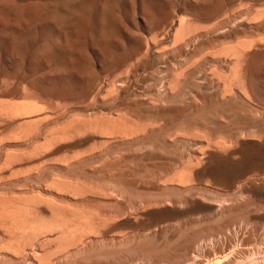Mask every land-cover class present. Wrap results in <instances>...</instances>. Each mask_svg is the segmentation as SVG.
Listing matches in <instances>:
<instances>
[{
    "label": "rangeland",
    "instance_id": "374dc122",
    "mask_svg": "<svg viewBox=\"0 0 264 264\" xmlns=\"http://www.w3.org/2000/svg\"><path fill=\"white\" fill-rule=\"evenodd\" d=\"M15 1H18V0H15ZM19 1L21 3H24V2L27 3L28 0H25V1L19 0ZM19 1H18V3H20ZM186 1H188V0H147L145 2L146 4L144 3L145 4L144 8L145 9L149 8V9H146V10L141 8L143 6L139 5L142 3L139 0H137V2L134 3V4H136L135 8H133L134 7L133 3H131V2L126 3V6L124 5L123 7L124 8L128 7V8L127 9L126 8L124 9L123 7L121 8L122 12L124 11V13L119 11V13L122 14V15L120 14L121 16L120 15L118 16L117 12H116L117 14H115L119 18L125 16L123 18H120V19L124 20V22L122 21L123 24L118 23V21L120 20L119 18H118V21L115 19V21L117 23H115L113 20L114 24L117 27H119L122 24L119 28H117L115 26L116 32L112 36L113 37L112 40L114 42L110 38V40L101 41L102 45L99 43L100 41H96V40L92 39L94 37V33H93L94 31L93 30L98 26L96 24L94 25V23H91V25L93 24L92 29H93V27H94V29L92 31H90V29H87V28L91 27V25L88 26L89 24L86 23L88 25H84V26H88V27H85L87 29V31H86V29H84V31L86 32L87 35L88 34L89 35L85 36L86 34L82 30L85 34L84 38L83 37H82L83 39L80 38V40H79L80 42L77 43V44H79L78 45L79 47H82V49H84V50L86 49V51H84L85 52L84 58L85 57L87 58V56H88L87 61H85L86 59H84L83 57L80 58V60L83 61V59H84V61L87 62V63H84L86 65L82 64V67H81L82 75H80V73H77V72L75 73V71H72V72L70 71L71 72L70 73L69 70L66 69L70 73L69 74L63 68H61L62 70L60 71L61 72V74H59L60 76L58 75V73H59L58 70H60V67L63 64H64L63 67L64 68L66 67L65 64L67 63V60L65 61L66 58H64V57H61V58H64V60L61 59L60 58V52L56 50V49L59 50V48H62L65 45H63L64 42H62V39L60 38L61 36L60 35L58 36L56 33H54V31L52 30L53 29L52 27L42 28V26H41V29L45 30L42 33V32H40L41 29L39 28L40 25L37 22L33 23L32 26L28 24V27L26 26L27 24L26 25L23 24L21 26L18 25L19 27H17V25H13V28H15V30L18 32L19 35H17V32L14 29L10 28V29H12L11 30L12 34L9 31V33H8L9 38H6V39H8L10 44L7 40H6V42H8V43H6L4 41L3 51L0 52V53H4V54H0V55H3V56H0V59H1L0 61L2 62V60H3L5 62H2V63L0 62V64H1L0 68L1 67L3 68V66L5 65L4 67L7 68V72H8V70H10L9 71L10 75H9V73H7L5 71L6 68L4 70L6 72V75H8V78H9V76H13V77L16 76L15 79H18V80L20 79V80L18 81V80H15L13 78L14 81H16V82L22 81V82H24L25 86H26L25 83L30 85V86H27L28 88H31V86L33 87V89L36 88L35 91L31 88L35 94L37 93V95H36L37 98H35V100L38 103L40 102L39 103L40 108H42L43 112L47 113L48 115L44 117L47 119V122L45 120L43 122V125H44V126L42 125L43 130L41 129L42 135L40 133L39 136H35V137L30 136V139L27 137L24 139L25 141L20 140L19 142H17V143L15 142L13 144L14 145L12 147L13 153H15V154L18 153L20 155V153H23V151H24V154H22V156H19L21 158L18 157L16 159V161L21 159V161L19 160L20 162L18 161V162H16L17 163L16 164L14 161V165L12 168L14 171L12 170L13 171L12 174H10L8 176L10 178L7 177L8 179L6 178L5 181L3 179H0L1 180L0 181V202L2 204L9 205V207L11 206L17 210H18V208L19 209L21 208L20 209L21 215L18 214V216L20 218L18 216H16V218H17L16 219L13 216L15 219L12 220V218H10V220H9L8 219L9 217H7V219L9 221H6L5 223H3V222H4V220H6V218L3 219V221L1 219L0 228L3 229L5 227L6 229L5 228L4 229L8 232L7 233L8 235L7 234L6 235L9 237L7 239H5V241L0 240V264H31V263L32 264H44V263L45 264H85V263L89 264L90 262H91L90 264H92L93 262H95V264H96L98 261H99L98 264H111L110 261H112L114 263L116 261L115 264H136L137 261H138L137 264H144L143 261L145 260L144 258H146V256H147L146 261L149 260V263L151 262L150 264H157L156 262L160 257H162L163 261H165V259L168 260L170 258L169 260L170 261L173 260L174 262H177L176 260H174V258L178 260V257H179V260L183 259L184 261H186L188 258L192 259L193 257H195V258H193L194 260L196 258H198L199 261H204V259H206L205 261H208V260H211L212 256H214V255H216V256H214L212 258V260L215 257H217L219 255V252H221L220 254H222V253L226 254V252L228 253V250H229V252L230 253L232 252V254L234 255L235 253H237V252H235V251H237L236 249L240 248V251L242 253H240L238 250L239 254L238 253L235 254L234 257L232 255L233 260H234V258H236L235 261L237 263H239V262H243V261L249 259L254 254H257V253L259 254V252L264 251L263 250L264 249V216H263L264 215V203H263L264 202V192H262L261 195H259L260 193L257 195L256 192L253 193V191L249 190V187L254 185V184H255V186L258 185V187L264 186V181H261L264 179L263 178V176H264L263 172L264 171L262 172L261 176H256V175L252 176L251 175L252 177H250L249 181L247 180L248 183L244 179L241 180L239 184H236L235 188L232 187L233 190L231 187L224 186L227 189L230 188L229 190H227L226 188L223 187V185L222 186L219 185L220 182L218 181L217 178H215L216 175H210L208 177V174H207L206 176H203V178L201 177V179H203V181H201V179L200 180L195 179L194 181H196L197 183H195L193 181V179H191V178H188V181L186 178V181H183V183L180 182V180H179V177H180L179 175H181L186 170L189 174L191 165H192L191 170L194 169V167H196L195 169H197V168L199 169V167L201 169H205V166L208 167L210 165L209 160L207 159V155H206V154H208L207 153L208 150H206L208 148V146L206 145L207 148L205 145L201 146L202 148L204 147L202 149L200 147V145H195L193 142H191L192 141L191 138H193V139L195 138L194 140L199 139L198 137H201L202 133L204 135L207 132L205 135L207 136V134H210V136H208V137L210 138V141L212 142V144L213 143L215 144L216 142L220 141V139H223L222 136H226L227 134H228V136H230L229 137V139H230L229 143L230 144L232 142H234V140L237 141L239 138L240 139L241 138L242 139H245V138L251 139L252 138L256 141L258 139V141L261 142V140L264 139V127H263L264 122H261L259 124L261 126L255 125V127H253L254 130L257 131V129H258L259 131L261 130L263 133V134H257V135L254 134L256 136L251 135L248 137H244L245 135L243 136L242 134H239L237 131H234L232 128L229 129L230 132L227 129L222 131V128H224L225 126L219 125L220 121L218 119H215V118H219V116L224 111H229L230 110L229 108L231 107V105L222 102L220 99H218V97H212V96L210 97L209 96L207 99H204L202 97H199V99L196 98L197 94L200 96V94H203L205 92V90L207 91L206 93H209L210 89H204L203 93H201L203 88H201L200 86H197L195 80L190 82L191 79H185L182 76L177 77V75H176V73L179 74L180 72H182V69H183V71H185L184 69H186L187 67H184V66H187V64L189 65L188 66L189 68H187V69H194L195 68V70H199V69L205 70L206 69V70L212 71L214 69L219 68V65H221L222 62L219 64L215 63V65H212V64H214L213 58L218 59L222 56L221 58L226 60V58H225L226 52L223 53V51H226L227 48H230L233 45H235V43L237 41H238L237 43H239L240 41L241 42L249 41V39L252 40V39L258 38L259 37L258 35H261V37H263L264 36V32H263L264 28H260L261 29V32H260V31H258L259 30L258 27H256L258 29H255V27H253V25H252V24H254L253 21H252L253 22L252 23V22L248 21L249 19L244 20L245 19L244 18L242 21H245V22L241 21L242 24L240 23V26H243V24H246V25H244L242 28L236 29V27L237 28L240 27L239 22H238L236 24L238 26L235 25V27L232 29V32H233V33L231 32L232 34L229 33V31H223L222 33L220 32V34L217 32L218 34H216V32H214V31L211 32V30L213 29L211 26V22H210V24L209 23L207 24V25H209V27L206 26V24H205L209 21L205 22L204 23L205 25L202 23V21H206L205 17L203 16V15H205L204 11L201 12L202 10L194 9L192 7L194 10L197 11V13H196L190 7V8H187L188 11L190 9L189 13H192V14L194 13L193 15L195 16V18L191 17V19L194 20V21L191 20V22H195L196 24L193 25V27H191L192 26L191 24H193V23L190 22L191 23L190 24V30H188V31H190V34L187 31L185 32V34L183 33L185 36L187 33V35H189L188 37H185V39H184V38H182L183 37L182 36L183 34H182L179 36V38H177L175 35H176V32L180 26L177 18H179L180 15H189L187 13V10H185L186 8H183L184 10H182V8H181V6L184 5L183 2H186ZM191 1H193V0H191ZM151 2L153 3V5L151 4ZM169 2H171L172 4H170ZM188 2H190V0ZM240 2L239 3L241 5L239 8L244 7L250 3L249 0H243ZM242 3H246V5L243 4V6H242ZM151 5L154 6V8L151 7ZM148 6H150V7H148ZM155 6H156V8H155ZM179 6H180V9H178ZM136 8H138V9L136 10ZM173 8L177 9L176 12H175V10H173ZM259 8H260V10L264 9L263 7H259ZM259 8H258V10H259ZM140 9H142V11L144 10L143 12H145V11L150 12L149 14L147 12H145L146 15H143L145 17L148 15L146 17V19H145V17L143 18V16H142L143 12L141 13ZM255 9L256 8H254L253 10H255ZM171 10L173 12H171ZM258 10H257V12L255 10L254 11L255 13H253V14L251 13L250 20L251 19L253 20L257 16H259V14L261 12H263V11H260V10L258 11ZM134 11L136 13H133ZM180 11H182V13ZM199 14L200 15L202 14L201 17L199 16ZM189 16H191V14ZM196 17H197V22L195 20ZM198 17H200V18H198ZM112 18L114 19L116 17H112ZM200 19H201V23H199ZM173 20L174 21L176 20V21L174 22ZM125 21L127 22V25L124 24ZM173 22L175 25L172 24ZM128 23H129V25H128ZM149 23H151L150 26H149ZM247 24H249L250 26ZM75 25L76 26L79 25L78 26L79 29L84 28V27L82 28L83 25H82L81 21H79V22L77 21V23ZM171 25L173 27L174 26H177V27L172 28ZM23 26H25L27 29ZM33 26H34L35 30H34ZM128 26L129 27L131 26V27L129 28ZM132 26H134V27H132ZM170 26L172 29L170 28ZM195 26H198V27H195ZM200 26H201V28H200ZM249 27L253 28V30H251V28H249ZM31 28L35 32L37 29L38 33L37 32L33 33V31H31ZM176 28H178V29H176ZM197 28H198L199 32L196 31ZM244 28H246V29H244ZM18 29L19 30L21 29L22 31H18ZM97 29H99V27ZM132 29L134 30V32ZM235 29L237 32L235 31ZM242 29H243V31H242ZM249 29H250V31H249ZM122 30H124V31H122ZM136 30H137V32H136ZM142 30H144V31H142ZM194 30L196 32L193 33L192 31H194ZM256 30L260 33H258ZM29 31H31L33 34L30 33ZM148 31L151 32L152 35H155L157 33L164 32V31H166V32L169 31V33H168L169 36H168V39H167V37L164 39H161V40L159 38V41L158 40L153 41V39L151 40V38H148L152 42L151 43L152 44L151 49H150V46L147 48V44H146V42L148 40L143 41V42H142V40L140 41L141 38L139 35L142 33L147 34ZM23 32H24V34L26 33L25 34L26 38H25V35L23 34ZM27 32H29L30 34ZM87 32H89V33H87ZM262 32H263V35H262ZM44 33L46 35H43ZM116 33H117V36H116ZM128 33H131V34H128ZM225 33L228 34V36L225 35ZM10 34L13 35V37H14V34H16L17 40H16L15 44H11V42L14 39L11 37ZM20 35H22L23 40L25 42L21 41L22 37H20ZM37 35H38L37 38H39V39H37V41H35ZM41 35H43V36H41ZM127 35H128V37H127ZM215 35H216V37H214ZM249 35H251V36H249ZM89 36L92 37L91 38L92 43L91 42L88 43L90 41ZM252 36H254V37H252ZM85 37L86 38L89 37L88 38L89 41L86 39L87 43H84ZM175 37L179 40H175ZM194 37H196V38H194ZM230 37H232V38H230ZM42 38L45 39V41ZM58 38H59V40H58ZM180 38L183 40H181ZM28 39H30V40H28ZM47 40H48V42H46ZM53 40L55 41V43L57 41L60 42V45L59 46H55V45L52 46L51 45L52 47L49 46L50 43L52 44L51 41H53ZM234 40H236V41H234ZM30 41H31V43H28L29 46L27 47L26 42H30ZM93 41H95V42H93ZM111 41H112V43H111ZM174 41H175V43H174ZM19 42H21V43H19ZM23 42H24V44H23ZM36 42H38V43H36ZM103 42L106 43V46H104L105 43L103 44ZM118 42H120V43H118ZM154 42H156V43H154ZM32 43H33V45H32ZM172 43H174V46ZM18 44H19V46H18ZM21 44H23V45H21ZM41 44L45 45V47H48V48L50 47L52 49L47 50L45 48H42V50H44V49L46 50V51L44 50V52H42ZM187 44H188V47H187ZM20 45L23 46V48L25 50L22 49V47L19 48ZM81 45H83V46H81ZM87 45H88V48H87ZM94 45H95V47H94ZM134 45H136V47ZM14 46L16 47L17 50L16 49L15 50L17 52L20 50V52H18V55H20V56H17V52L15 55V53H14L15 47ZM158 46H159V48H158ZM224 46L226 49L224 48ZM55 47H57V48L55 49ZM106 47H107V49H106ZM123 47L124 48L126 47V48L124 49ZM11 48H12V50H11ZM101 48H102V50H100ZM6 49H8V53H10V54L5 52ZM87 49H89L88 51L90 52V54L92 56H90L89 54H86V53H88ZM221 49L223 51H221ZM51 50H53V51H51ZM98 50H100V51H98ZM114 50H116V51H114ZM40 51H41V53H40ZM80 51H81V49H80ZM103 51L104 52L106 51V52L104 53ZM218 51L221 54L222 53L223 54L220 56V53ZM53 52H55V53H53ZM206 52H207V54H206ZM215 52H217V53H215ZM198 53H200V54H198ZM38 54L40 56H38ZM141 54H142V56H141ZM147 54H148V56H147ZM181 54H182V56H181ZM197 54L199 55V60H197L198 59ZM8 55L11 57V59L9 58ZM104 55H105V57H104ZM5 56H6V58H5ZM36 56H38V59L36 58ZM14 57L17 58V59L15 58V61H14ZM42 57L45 60L49 61V59H52L53 61L52 60H51V62L46 61L47 62L46 63L44 61V59L42 60ZM48 57H51V58H48ZM194 57H196L197 59ZM202 57L205 60L202 59ZM209 57H210V59H209ZM53 58H55V60ZM92 58L94 61L91 62ZM112 58L114 59L113 62L115 61L114 63L112 62ZM12 59H13V61H12ZM57 59H58V61H57ZM22 60H26V61H22ZM39 60H42V61H39ZM180 60H181V62H180ZM191 60H192V62H191ZM206 60L209 61V63ZM28 61L29 62L31 61V62L29 63ZM54 61H55V63H54ZM61 61H62V63H61ZM129 61H130V63H129ZM41 62L42 63L44 62V64H42ZM52 62L54 63L53 65H52ZM58 62H60V63H58ZM90 63H92V64H90ZM131 63L133 66L131 65ZM169 63H170V65H169ZM223 63H222V66L223 67L227 66V68L225 67V69L229 72V70H230L229 68L232 69V67L228 66V64H230V63L229 62H228V64L225 62H223ZM57 64H60V66ZM23 65H25V66H23ZM41 65H42V67H41ZM55 65H56V67H55ZM89 65H91V66L89 67ZM130 65L132 67H130ZM202 65H203V67H202ZM216 65H217V67H216ZM47 66H50V67H47ZM52 66L57 68V69H54V70L50 69ZM57 66H59V67H57ZM181 66L183 68H181ZM222 66H220V68H223ZM234 66H235V64L233 63V67ZM8 67H9V69H8ZM126 67H127V70H125ZM159 67H161V68L159 69ZM201 67H202V69H201ZM211 67L214 69H212ZM2 68L0 69V71H2L0 73H2L4 75ZM164 68L170 70L171 72H175V73H173L174 76L172 78L168 77L167 70H165ZM173 68H175V69H173ZM23 69H25V70H23ZM157 69H159V70L157 71ZM43 70H44V72H43ZM55 70L58 72L57 73L54 72ZM163 70H165L166 72L164 71L165 72L164 73ZM177 70L179 72H177ZM113 71H114V73H113ZM159 71L161 72L160 74H159ZM227 71H226V73H224V74H226L225 76H227L229 74V73H227ZM105 72H107V73H105ZM48 73L50 75H48ZM117 74H118V76H117ZM158 74L161 76L157 77ZM164 74L166 76H164ZM71 75H72V77H71ZM93 75H97L100 80L97 79L96 76H94V78H93ZM101 75H103V76H101ZM154 75L156 76L157 81H155L156 78ZM221 75H223V74H221ZM0 76H2V75L0 74ZM81 76H84V77H81ZM90 76H91V78H90ZM163 77H164V80H163ZM10 78H9V80H10ZM31 78H32V80H31ZM82 78H83V80H82ZM92 78L96 80L93 82V85H95L96 87L92 86V82H91ZM111 78H113V79H111ZM109 79L111 82L108 81ZM124 79H125V81H124ZM160 79H162V80H160ZM88 80L91 83H88L89 82ZM187 80H188V82H187ZM14 81H11V83ZM32 81H33V83H32ZM22 82H21V84L18 83V85H20L22 88H24L25 86L23 87ZM161 82H162V84H161ZM175 82H176V84L174 85ZM101 83H103V85H101ZM89 84H91V85H89ZM105 84H106V86H105ZM178 84L180 87L178 86ZM193 84H195V85H193ZM16 85H17V83H16ZM121 85H123V86H121ZM151 85H153V86H151ZM90 86L93 87V89L90 88ZM111 86H113V87H111ZM119 86H120V88H119ZM150 87L152 88V90L150 89ZM143 88L146 89V90H144V93L149 94L151 92L149 94L150 97H149V95L144 94L143 92L141 93ZM148 88H149V90H147ZM166 88L168 89V91ZM37 89H39L38 90L39 92L37 91ZM101 89H102V91H101ZM159 89H160V91H159ZM155 90L159 91L160 93L156 92ZM173 90H174V92H173ZM164 91H166V92L164 93ZM169 91H170V93H169ZM211 91L212 90H210V94L212 93ZM135 92L138 94L136 95ZM152 92L154 94H156L157 96H161L159 98H161V99L164 98V99L161 100L156 95H154V97L156 96L157 100L158 99L159 100L158 101H156V100L155 101H149L150 100L149 98L154 99ZM178 92H179V94H178ZM174 93H177V94H174ZM143 94H144V97L147 96V98L148 97L149 98L148 99L146 97L143 98L142 97ZM159 94H161V95H159ZM185 94L188 96H186ZM106 95H107V97H106ZM41 96H42L43 102H45L44 104H46V103L50 104V105L48 104L49 106L48 105L46 106L48 108V110L46 107L43 106L44 104H42V102H41L42 101L40 98ZM97 96H98V98H97ZM67 97H69V98H67ZM201 98H202V100H200ZM261 98H264V97H261ZM95 99L97 101H95ZM137 99H139V100H137ZM203 99H204V101H203ZM141 100L143 102H141ZM148 101L150 103H148ZM63 102H65V104ZM203 102H205V104ZM51 104L55 105L56 108L58 109L57 110L55 108V106L54 107L52 106V110H54L55 114L50 113V112H53L50 110ZM58 104H60V106ZM80 104H82V105H80ZM95 105H97V106H95ZM59 107H60V109H59ZM117 109H119V110H117ZM55 110H57V111H55ZM57 113H59V115H57ZM120 114L123 115L122 117H125V114H126V116H129L130 118H132V119H130V120H132L130 125H129V122H124V121H130V120H128L129 117L128 118L125 117V118H127V120L125 118H123L124 121H121L122 123L120 122L122 125L119 123V120H120L119 118H121ZM138 114H140V115H138ZM51 115H52V118L51 117L49 118V116H51ZM61 115H63V116H61ZM144 115H147L146 116L147 119H145L146 117ZM156 115L160 118L156 117ZM109 116L112 117V121H113V117L115 118L114 120H117L116 118H118L120 116L118 118L119 120L116 121L117 124L121 125V127L117 125L118 126L117 128L119 129L118 130L119 133L117 135H120V133L122 134L121 136H118L119 141H118V137L115 138V136H116L115 132H117V129L114 131L115 136L113 134V137H109L107 135H104V136L108 137V139L106 138L107 139L106 142L104 141L105 137H102L101 132H103L104 128L98 122L103 117H105L106 120L108 118V120L111 121L110 120L111 118ZM252 116H253L252 119H258V117H259V116H256V114L255 115L253 114ZM255 116L257 118H255ZM95 118H96V120H95ZM157 118L160 119L161 121L159 122ZM49 119H51V120H49ZM123 119H121V120H123ZM139 119H141V120H139ZM151 119H153V121H156V122H154L156 126L154 125V123L152 122ZM217 120H218V122H217ZM101 121H100V123L102 124ZM116 122H114V123H116ZM107 123H108V121H107ZM126 123L128 124V126L126 125ZM92 124H94V126H92ZM123 124H125V125H123ZM133 124H136L138 127L136 125H133ZM146 124H148L147 128H145L146 126H144ZM98 125H100V126L98 127ZM158 125H160V126H158ZM216 125H218V126H216ZM62 126H63V128H62ZM75 126H77V127H75ZM125 126H126V129L127 128L129 129L128 135H127L125 130H122L125 128ZM132 126H133V128H132ZM142 126L145 129H147V131L143 130L144 128ZM95 127H96V129H94ZM100 127H102L103 130H100L101 129ZM219 127L221 128L220 130H219ZM58 128H59V130H58ZM65 128H66V130H65ZM67 128H69V129H67ZM87 128H88V130H87ZM105 128H106V126H105ZM141 128H142V130L137 132V129H141ZM149 128L154 129V130H150ZM55 129L58 131V133L56 132ZM108 129L109 128L107 127V130ZM120 129H121V131H120ZM217 129H218V131H217ZM95 130H96V132H95ZM134 130L136 131V133H139V132H141V133H139V135L138 134L136 135V133H133V132H135ZM93 131H94V134L92 133ZM150 131H152V132L149 135H147ZM259 131H257V133H261V131L260 132ZM52 132L54 134H52ZM90 132L93 134V136H89L91 134ZM221 132H224V135H222ZM231 132H233L234 135ZM176 133H178L179 135H177ZM55 134H57L58 136ZM130 134H135L136 136L134 135L133 136L134 138H132L130 136L127 140V137H125V135L129 136ZM52 135L55 136L54 139H53ZM171 135H173L174 137L173 136L171 137ZM261 135H263V138H261ZM87 136H89V137H87ZM186 136H188L187 139H186ZM232 136H234V137H232ZM61 137H62V139H61ZM85 137L88 139L90 138V140L86 141L87 139ZM177 137H178V139L180 138V140H178ZM31 138H34V139H32V141H31ZM110 138H111V140H109ZM114 138L117 139V142H115L116 140H114ZM171 138L173 139V141L175 140L174 141L175 143L173 141H171L172 140ZM182 138H185L184 141ZM217 138H219V139L217 140ZM125 139H126V141H125ZM129 139H131L132 143ZM135 139L137 140V142ZM166 139L171 144L173 142V144L171 145L170 143H167ZM35 140H36V142H35ZM96 140L98 143L95 142ZM112 140H114V141H112ZM134 140H135V142H133ZM101 141H104V142H101ZM21 142H23V144ZM112 142H113V144H112ZM117 143L119 144V146L117 145ZM176 143H177V145H176ZM93 144H96L97 146L95 145V148H94ZM193 144H194V146H193L194 150L192 149ZM195 146H196V149H195ZM35 147H37L39 150ZM92 147H93V149H92ZM115 147H117V148H115ZM34 149L37 152H35ZM212 149L211 150L216 154L222 152L219 149H217V150H215L214 148H212ZM174 150H175V152H174ZM192 150H193V152H192ZM42 151H44L43 152L44 154L42 153ZM217 151H218V153H217ZM27 153H28V156H27ZM31 153H33V154H31ZM190 153H191V155H190ZM30 155H32L33 157H36V158H34V160H33V157ZM186 155H187V157H186ZM56 156H57V158H56ZM23 157H25V158H23ZM31 157H32V159H31ZM27 158H29L30 160L29 159L27 160ZM27 161H29V162H27ZM19 163H22V164H19ZM39 166H40V168H39ZM166 166H168V167H166ZM0 167H1V164H0ZM187 167H189V168H187ZM181 170H182V172H181ZM179 172H181V173L178 174ZM58 175H60V176H58ZM175 175L178 176V178L174 179L173 176L176 177ZM63 176H66V177H63ZM211 176H213V178L216 179L217 182H219V183H217L216 180H214ZM204 177H206V179H204ZM253 177H255L257 179H259L260 177H262V178H260L261 180L259 179L260 181L258 182V184H256L257 181L254 180L255 178H253ZM6 180H8V181H6ZM250 180H254V182L252 181L251 182L252 185L249 186V184H251ZM186 183L189 185H187ZM245 183H247L248 186H247V184L245 185ZM242 184H244L243 185L244 188H242L243 187ZM245 187H246V189H245ZM78 190H79V192H78ZM234 190H237V191H234ZM243 190L248 191V193L246 191H245L246 192L245 193ZM232 191L234 193H232ZM229 192H231V193H229ZM249 192H251V193H249ZM233 195H235V197ZM205 196L207 197V199L205 198ZM180 197H181V199L183 198L182 200H184V197H186L185 199L189 198L190 200L195 201L194 202L195 206L193 205L194 207H192L189 203L172 204L173 202H171V200L173 198H178V199H173V201H175V200H181ZM238 197H239V199H238ZM170 198H171V200H170L171 205H169V209L171 208V210L169 211V209L165 210V207L168 206L169 203L167 204V202H169ZM234 198H236V199H234ZM1 199H3V200H1ZM164 200H165V202H164ZM224 200H225V202H224ZM233 200H235V201H233ZM3 201H4V203H3ZM217 201H222L225 203L226 207H224L225 209L223 208L224 213H223V211H222L223 209H221V207L219 209V207H218L219 203H217ZM235 202H237V203H235ZM242 202H244V203H242ZM248 202L251 203V205ZM172 205H175V206H172ZM232 206L234 207V209ZM173 207H175V208H173ZM201 207H202V209H201ZM244 207H247V208H244ZM248 207H250V208H248ZM261 207H263V208H261ZM196 208H197V210H196ZM258 208H261V209H258ZM177 209H180V210H177ZM243 209H245V210H243ZM246 209H247V211L250 209V211H249L250 214L253 213V217L251 218V222L249 220L250 218L248 217V215L245 216L248 219H245V217H244V214L249 213L246 211ZM172 210L174 212L175 211H177V212L172 213L173 212ZM251 210H252V212H251ZM157 211H161L162 213L157 212ZM168 211L171 213H169ZM242 211H244V212H242ZM151 212H153V213H151ZM163 213H165V216ZM176 213H178V214H176ZM219 213H221V214L219 215ZM240 215L242 218L244 217V220L240 219L241 217L237 218V216L239 217ZM28 216H29V218H28ZM159 216H160V218H159ZM249 216L251 217L252 215H249ZM67 218H68V220H67ZM229 218L232 220L230 221ZM237 219L239 221H237ZM16 220H18V221H16ZM48 220H50V222ZM246 220L248 221L247 222L248 224L245 223ZM11 221H13V223ZM67 221H68V223H67ZM225 221L227 222V224ZM228 221H230V222L236 221L234 223H235V225H238V226L235 227L234 223L233 224L228 223ZM9 222H11V223H9ZM15 222H17V223H15ZM237 222H239L240 225ZM141 223H142V225H141ZM181 223H182V225H181ZM241 223H242V225H241ZM179 224H180V226H179ZM59 225H61V226H59ZM224 226H226V227H224ZM230 226L233 228H231ZM244 226H248V227H244ZM45 227H47V228H45ZM172 227H173V230L176 228L177 231L174 230V232H173ZM177 227H179V228L181 227L180 230ZM216 227H218V228H216ZM219 227H220V230H222L223 232L219 233V230H218ZM228 227H230L229 228L230 230L228 229ZM55 228H56V230H55ZM212 228H213L214 232L216 230H218V233L222 237L221 236L217 237V236H219L218 233H216V234H218V235H216V237L210 236L213 233L211 232L212 233L211 234V233H207V232H209V229H212ZM181 229H183V230H181ZM83 230H84V232H83ZM162 230L164 232H162ZM203 230H204V232L202 233ZM227 230H228V232H227ZM178 231L180 233H178ZM45 232H47V233H45ZM230 232H233V233H230ZM196 233H197L196 236H198L200 233L203 236L205 235V237L200 238V241H199V239L198 240L196 239L197 242L202 241L205 244L201 242L200 244L195 243V245L194 244L192 245V243H193L192 241H193ZM176 234H178V235H176ZM190 234H193L194 236L190 235ZM230 234H231V237H230ZM37 236H38V238H37ZM191 236L193 237L192 239H190ZM83 237H85V238H83ZM210 237H211V239L213 237V241H214V243L216 242L215 243L216 245L213 243V241H211ZM239 237H240V239H239ZM22 238H24V239H22ZM197 238H199V237H197ZM203 238H207V239L203 240ZM221 240H223L222 241L223 243L221 242ZM227 240H229V241H227ZM217 242H218V245H217ZM220 243L223 244V245L221 244L222 247L224 246L223 248L220 246ZM226 243H227V246L230 243L233 244L230 247L231 249L228 248L229 246L228 247L225 246ZM209 244L212 246H210ZM197 245H198V247L201 245L200 249L199 248L197 249ZM8 246H10V247H8ZM235 246H236V248H235ZM261 246H263V247H261ZM220 247L222 249H224L223 252H222V250L221 251L218 250V249H221ZM232 247L235 248V249H233L234 251H230V250H232ZM260 247H261V250L258 249ZM33 249H35V250H33ZM195 251H197V252H195ZM199 252H201V253H199ZM3 253H4V255H3ZM194 253L196 256L194 255ZM197 253L199 254V256L197 255ZM211 253L214 255H212ZM167 255H169V256H167ZM186 255H187V257L190 255V257L187 258ZM180 256L182 259L180 258ZM204 256L206 258H204ZM209 256H211V257H209ZM247 256H248V258H247ZM2 257H3V259L1 260ZM142 257L144 260L142 259ZM167 257H168V259H167ZM150 258H152L151 260L155 259L154 260L155 263H154V261H151ZM200 258L202 260H200ZM237 258L238 259L240 258L241 260L240 259L238 260ZM245 258H247V259H245ZM113 260H115V261H113ZM135 260H137V261H135ZM162 260H161L162 263H160V261H158L159 264H166L168 262V261L163 262ZM183 260H182V262H183ZM146 261H144V262H146ZM169 263H171V262H168V264ZM146 264H148V262Z\"/></svg>",
    "mask_w": 264,
    "mask_h": 264
},
{
    "label": "bare ground",
    "instance_id": "6f19581e",
    "mask_svg": "<svg viewBox=\"0 0 264 264\" xmlns=\"http://www.w3.org/2000/svg\"><path fill=\"white\" fill-rule=\"evenodd\" d=\"M19 1V0H18ZM18 1H15V0H0V52L1 51H3V46H4V41L6 42V40L8 41V39H6V38H9L8 37V33H9V31H10V33H11V30L12 29H14L15 30V28H13V25H17V27H19V26H21V25H23V24H27L26 26L28 27V24L29 25H33V23H35V22H37L40 26H39V28L41 29V26H42V28H44V27H52L53 29V31H54V33H56L58 36L60 35L61 37V39H62V42H64V44L63 45H65L64 47H62V48H59V50L58 49H56L57 47H55V49L57 50V51H59L60 52V58L61 57H64V58H66L65 59V61L67 60V63L65 64V68L63 67L64 66V64L60 67V70H58L59 71V73H58V75L59 74H61V68H63L64 70H66V69H68L69 70V72L71 71H75V73L77 72V73H80V75H82V73H81V67H82V64L83 65H86V64H84V63H87V62H85V61H87V59H88V56H87V58L85 57L84 58V54H85V52L84 51H86V49L84 50V49H82V47H79L78 45L79 44H77V43H79L80 41V38H84V35L86 34V32L84 31V29H86L85 27H88V26H90L91 25V23H94V25L96 24L98 27H99V29H97L98 27H96L95 29H94V27H93V29H92V26H93V24L91 25V27H89V28H87V29H90V31H94L93 33H94V37L92 38V37H90V41L88 40V38L89 37H85V41H86V39L89 41L88 43H92V39H94V40H96V41H100L99 43L101 44V41H104V40H110V38H111V40H112V36H113V34H115V32H116V29H115V24H114V22L115 23H117L116 21H115V19L118 21V18L119 17H117L115 14H117L118 16L121 14V13H119V11L120 12H122V7L125 5L126 6V3H135V2H137V0H28L27 1V3H21L20 1V3H18ZM23 1H25V0H23ZM140 2H142L141 4H139V5H141V6H143V7H141V8H143V9H145L144 8V6H145V2L147 1V0H139ZM189 1V0H188ZM188 1H186V2H183V6H181V8H182V10H184L183 8H186L185 10H187V13L190 15L191 14V16H189V15H180L179 16V18H177L178 19V22H179V24H180V26H179V29L178 28H176V29H178L177 30V32H176V37L177 38H179V36L180 35H182L183 33L185 34V32L187 31L189 34H190V31H188V30H190V24L191 23H193V24H191L192 26L191 27H193V25H195L196 23L195 22H191V17H194L195 18V16L192 14V13H189V11H190V9H189V11H188V9L187 8H194V9H198V10H202L201 12H203L204 11V13H205V15H203L204 17H205V19H206V21H202V23L204 24L205 22H207V21H209V22H207V23H205L206 24V26H208L209 27V25H207L208 23L210 24V22H211V26H212V30H211V32L212 31H214V32H216V34H220V32L222 33L223 31H229V33H231L232 32V29L235 27V25L239 22V26H240V23L242 24V22H245V21H242L244 18V20H248V21H250V22H254V24H252L253 25V27H255V29H258L259 28V30L258 31H260L261 32V29L260 28H264V9H262V10H260V8L259 7H263L264 8V0H249V4H247L246 5V3H242V6H243V4H245L246 6H244V7H241V8H239L240 7V1H243V0H193V1H191L190 0V2H188ZM172 2V1H171ZM171 2H169L170 4H172ZM240 2V3H239ZM145 3V4H144ZM178 3V2H177ZM132 4V5H133ZM144 4V5H143ZM151 4L153 5V3L151 2ZM182 4V3H181ZM151 5V7H153L154 8V6H152ZM169 5V4H168ZM128 6V5H127ZM130 6V5H129ZM134 7L133 8H135L136 7V4H134L133 5ZM166 6V5H165ZM171 6V5H170ZM178 6V5H177ZM180 6H179V8L178 9H180ZM148 7H150V6H148ZM259 8V10L260 11H263V12H261L260 14H259V16H257L256 18H254L253 20L251 19L250 20V16H251V13L253 14V13H255L254 11L256 10V12H257V10H258V8ZM124 8V7H123ZM126 8V7H125ZM124 8V9H125ZM128 8V7H127ZM126 8V9H127ZM131 8V7H130ZM155 8H156V6H155ZM192 8V9H193ZM254 8H256L255 10H253ZM138 8H136V10H137ZM146 9H149V8H146ZM145 9V10H146ZM193 9V10H194ZM135 10V9H134ZM135 10V11H136ZM141 10V13L144 11H142V9H140ZM162 10V9H161ZM160 10V11H161ZM173 10H175V12H176V10L177 9H175V8H173ZM258 10V11H259ZM130 11V10H129ZM133 12V13H136V12ZM179 11V10H178ZM177 11V12H178ZM196 13H197V11L196 10H194ZM193 11V12H194ZM253 11V12H252ZM117 12V13H116ZM126 12V11H125ZM145 12H147V11H145ZM145 12H143V14H142V16L143 15H146L145 14ZM171 12H173L172 10H171ZM181 13H182V11H180ZM122 13H124V11L122 12ZM129 13V12H128ZM148 14L150 13V12H147ZM180 13V14H181ZM184 13V12H183ZM195 13V14H196ZM203 13V14H204ZM126 14V13H125ZM175 14V13H174ZM186 14V13H185ZM115 15V16H114ZM122 15V14H121ZM120 15V16H121ZM127 15V14H126ZM202 15V14H201ZM201 15L199 14V16L201 17ZM141 16V17H142ZM148 16V15H147ZM146 16V17H147ZM177 16V15H176ZM112 17H116V18H112ZM123 17H125V16H123ZM123 17H120V18H123ZM132 17V16H131ZM145 16H143V18H144ZM146 17H145V19H146ZM200 17H198V18H200ZM119 18V19H120ZM127 18V17H126ZM138 18V17H137ZM176 18V17H175ZM125 19V18H124ZM113 20H114V22H113ZM135 20V19H134ZM166 20V19H165ZM196 22H197V17H196ZM77 21L79 22V21H81L82 22V28L83 29H79L78 28V26H76L75 24L77 23ZM121 21V22H120ZM124 22V20L123 19H120L119 21H118V23H122L123 24V22ZM150 21V20H149ZM167 21V20H166ZM174 21V20H173ZM176 21V20H175ZM174 21V22H175ZM192 21H194V20H192ZM200 21V22H199ZM198 22L199 23H201V19L199 20ZM242 21V22H241ZM132 22V21H131ZM153 22V21H152ZM174 22L172 23L173 25H175L174 24ZM191 22V23H190ZM247 22V21H246ZM252 22V23H253ZM36 23V24H37ZM84 23V24H83ZM86 23H88V24H86ZM139 23V22H138ZM146 23V22H145ZM166 23V22H165ZM35 24V25H36ZM37 24V25H38ZM121 24V25H122ZM125 25H127V22L125 21V23H124ZM133 24V23H132ZM137 24V23H136ZM204 24V25H205ZM250 24V23H249ZM249 24H247V25H249ZM19 25V26H18ZM34 25V26H35ZM84 25H88V26H84ZM120 25V26H121ZM128 25H129V23H128ZM151 25V23H149V26ZM164 25V24H163ZM178 25V24H177ZM244 25H246V24H243V26ZM12 26V27H11ZM34 26H33V28H34ZM119 26V27H120ZM137 26V25H136ZM148 26V27H149ZM172 26V25H171ZM171 26H170V28H171ZM236 26H238V25H236ZM243 26H240V27H236V29H239V28H242ZM250 26V25H249ZM23 27H25V26H23ZM37 27V26H36ZM81 27V26H80ZM117 27V26H116ZM119 27H117V28H119ZM127 27V26H126ZM129 27V26H128ZM131 27V26H130ZM129 27V28H130ZM132 27H134V26H132ZM174 27H177V26H174ZM173 26H172V28H174ZM195 27H198V26H195ZM207 27V28H208ZM256 27H258V28H256ZM10 28H12V29H10ZM26 28V27H25ZM124 28V27H123ZM151 28V27H150ZM171 28V29H172ZM200 28H201V26H200ZM249 28H251V27H249ZM24 29V28H23ZM27 29V28H26ZM30 29V28H29ZM87 29H86V31H87ZM127 29V28H126ZM194 29V28H193ZM236 29H235V31H236ZM244 29H246V28H244ZM254 29V30H255ZM34 30H35V28H34ZM50 30V29H49ZM85 32V34H84V32ZM121 30V29H120ZM119 30V31H120ZM133 30V29H132ZM141 30V29H140ZM145 30V29H144ZM144 30H142V31H144ZM200 30V29H199ZM203 30V29H202ZM241 30V29H240ZM248 30V29H247ZM251 30H253V28H251ZM16 31V30H15ZM18 31H22L21 29L19 30L18 29ZM27 31V30H26ZM31 31H33L32 30V28H31ZM31 31H29L30 33H32ZM45 30L43 29H41V31L40 32H44ZM122 31H124V30H122ZM150 31V30H149ZM147 32V34H145V33H142V34H139L140 35V41L142 40V42L143 41H147L146 42V44H147V48L150 46V49H151V40L153 39V41H159V38H160V40L161 39H164V38H166L167 37V39H168V33H169V31H164V32H160V33H157V34H155V35H152L151 34V32ZM196 31H198V28H197V30ZM195 30L194 31H192L193 33L194 32H196ZM205 31V30H204ZM234 31V30H233ZM242 31H243V29H242ZM249 31H250V29H249ZM257 31V30H256ZM257 31V32H258ZM14 32V31H13ZM17 32V31H16ZM15 32V33H16ZM29 32H27V33H29ZM36 32H37V29H36ZM35 31H33V33H36ZM127 32V31H126ZM133 32H134V30H133ZM136 32H137V30H136ZM159 32V31H158ZM199 32V31H198ZM218 32V33H217ZM237 32V31H236ZM240 32V31H239ZM238 32V33H239ZM253 32V31H252ZM260 32H258V33H260ZM264 32V31H263ZM263 32H262V35H263ZM29 33V34H30ZM32 33V34H33ZM38 33V32H37ZM41 33V34H42ZM47 33V32H46ZM52 33V32H51ZM53 33V34H54ZM87 33H89V32H87ZM125 33V32H124ZM132 33V32H131ZM131 33H128V34H131ZM233 33V32H232ZM231 33V34H232ZM12 34V33H11ZM10 34V35H11ZM21 34V33H20ZM23 34H24V32H23ZM26 34V33H25ZM24 34V35H25ZM40 34V33H39ZM171 34V33H170ZM182 35L181 37L182 38H184L185 39V37H188L189 35H187V33H186V36L185 35ZM200 34V33H199ZM230 34V35H231ZM250 34V33H249ZM17 35H19L18 34V32H17ZM36 35V34H35ZM43 35H46L45 33L43 34ZM43 35H41V36H43ZM48 35V34H47ZM89 35V34H88ZM87 34L85 35V36H88ZM91 35V34H90ZM225 35H227L228 36V34H226L225 33ZM224 35V36H225ZM229 35V36H230ZM238 35V34H237ZM246 35V34H245ZM253 35V34H252ZM256 35V34H255ZM254 35V36H255ZM7 36V37H6ZM54 36V35H53ZM116 36H117V33H116ZM212 36V35H211ZM218 36V35H217ZM223 36V37H224ZM226 36V37H227ZM249 36H251V35H249ZM248 36V37H249ZM254 36H252V37H254ZM259 37V39L258 38H256V39H252V40H250L249 39V41H243V42H239V43H235V45H233L232 47H230V48H225V46H224V48L226 49V51H223L222 49H221V51H223V53L224 52H226V60L225 59H222L221 57V55L223 54H221L219 51V53H220V58H213V62H214V64H212V65H215V63H217V64H219V63H223V62H225V63H227L228 64V62L232 65H230V64H228V66L229 67H232V69L231 68H229L230 70H229V72L225 69V67L227 68V66H225V67H223L222 66V63H221V65H219V68H217V69H214V68H212V69H214V70H212V71H209V70H206L205 68V70H203L202 69V67H203V65H202V67H201V69L202 70H195V68L194 69H187V68H189L188 66V64H187V66H184V67H187L186 69H184L185 71H183V69H182V72H180L179 74H177L176 73V75H177V77H184L185 79H191V81L190 82H192V81H194L195 80V82H196V85L197 86H200L201 88H203L202 89V91H201V93H203V91H204V89H210V90H212L211 92V94H210V90H209V93H206L207 91L205 90V92L203 93V94H200V96L197 94L196 95V98H198L199 99V97H202V98H204V99H207L209 96L211 97H218V99H220L222 102H224V103H227V104H229V105H231V107L229 108L230 110L229 111H224L220 116H219V118H215V119H218L220 122V124L219 125H224L225 127L224 128H222V131L223 130H229V129H233L234 131H237L239 134H242L244 137H248V136H251V135H254V134H263L262 133V131H261V133H257V131H259L258 129H257V131L256 130H254L253 129V127H255V125H259L261 122H264V98H261V97H264V36L263 37H261V35H258ZM11 37L14 39L12 42H11V44H15L16 43V40H17V38H16V34H14V37H13V35H11ZM20 37H22V35H20ZM31 37V36H30ZM38 37V35L36 36V40L35 41H37V39H39V38H37ZM49 37V36H48ZM127 37H128V35H127ZM135 37V36H134ZM175 37V40H179V39H177ZM192 37V36H191ZM210 37V36H209ZM214 37H216V35L214 36ZM247 37V36H246ZM257 37V36H256ZM25 38H26V35H25ZM24 38V39H25ZM53 38V37H52ZM55 38V37H54ZM82 38V39H83ZM92 38V39H91ZM119 38V37H118ZM148 38H151V40H149ZM171 38V37H170ZM194 38H196V37H194ZM213 38V37H212ZM229 38V37H228ZM230 38H232V37H230ZM241 38V37H240ZM251 38V37H250ZM31 39V38H30ZM30 39H28V40H30ZM41 39V38H40ZM43 39V38H42ZM47 39V38H46ZM116 39V38H115ZM166 39V40H167ZM181 39V38H180ZM187 39V38H186ZM189 39V38H188ZM218 39V38H217ZM220 39V38H219ZM227 39V38H226ZM246 39V38H245ZM44 41H45V39H43ZM58 40H59V38H58ZM117 40V39H116ZM115 40V41H116ZM120 40V39H119ZM181 40H183V39H181ZM180 40V41H181ZM213 40V39H212ZM222 40V39H221ZM225 40V39H224ZM248 40V39H247ZM21 41H24L23 40V37H22V40ZM34 41V42H35ZM39 41V40H38ZM50 41V40H49ZM84 41V43H87V41L85 42ZM113 41V40H112ZM112 41H111V43H112ZM197 41V40H196ZM200 41V40H199ZM226 41V40H225ZM234 41H236V40H234ZM9 42V41H8ZM8 42H6V43H8ZM18 42V41H17ZM25 42V41H24ZM24 42H23V44H24ZM33 42V43H34ZM41 42V41H40ZM46 42H48V40L46 41ZM52 42V44L50 43V45L49 46H53V45H55V46H59L60 45V42H56L55 43V41L53 40V41H51ZM93 42H95V41H93ZM114 42V41H113ZM198 42V41H197ZM227 42V41H226ZM225 42V43H226ZM231 42V41H230ZM19 43H21V42H19ZM27 44V47L29 46L28 45V43H31V41L30 42H26ZM33 43H32V45H33ZM36 43H38V42H36ZM70 43V44H69ZM98 43V44H99ZM105 42H103V44H104ZM118 43H120V42H118ZM124 43V42H123ZM130 43V42H129ZM154 43H156V42H154ZM164 43V42H163ZM174 43H175V41H174ZM174 43H172L173 44V46H174ZM200 43V42H199ZM232 43V42H231ZM9 44H10V42H9ZM23 44H21V45H23ZM49 44V43H48ZM58 44V45H57ZM83 44V43H82ZM96 44V43H95ZM117 44V43H116ZM144 44V43H143ZM20 45V47L19 48H21L22 47V49H24L23 48V46H21ZM84 45V44H83ZM83 45H81V46H83ZM97 45V44H96ZM102 45V44H101ZM125 45V44H124ZM131 45V44H130ZM157 45V44H156ZM228 45V44H227ZM231 45V44H230ZM18 46H19V44H18ZM41 50H42V48H45V49H52V48H48V47H45V45H42L41 44ZM44 46V47H43ZM51 46V47H52ZM98 46V45H97ZM96 46V47H97ZM104 46H106V43L104 44ZM118 46V45H117ZM123 46V45H122ZM135 47H136V45H134ZM176 46V45H175ZM8 47V46H7ZM10 47V46H9ZM15 47V46H14ZM13 47V48H14ZM37 47V46H36ZM94 47H95V45H94ZM144 47V46H143ZM161 47V46H160ZM177 47V46H176ZM187 47H188V44H187ZM196 47V46H195ZM223 47V46H222ZM87 48H88V45H87ZM92 48V47H91ZM124 48V47H123ZM126 48V47H125ZM124 48V49H125ZM158 48H159V46H158ZM162 48V47H161ZM171 48V47H170ZM186 48V47H185ZM5 49V48H4ZM16 49V47L14 48V50ZM44 49V50H45ZM80 49H81V51H80ZM99 49V48H98ZM106 49H107V47H106ZM113 49V48H112ZM119 49V48H118ZM131 49V48H130ZM143 49V48H142ZM169 49V48H168ZM200 49V48H199ZM219 49V48H218ZM224 49V50H225ZM11 50H12V48H11ZM17 50V49H16ZM15 50V55H16V51ZM25 50V49H24ZM34 50V49H33ZM32 50V51H33ZM44 50H42V52H44ZM54 50V49H53ZM53 50H51V51H53ZM55 50V51H56ZM89 49H87V51H88ZM100 50H102V48L100 49ZM100 50H98V51H100ZM148 50V49H147ZM193 50V49H192ZM23 51V50H22ZM28 51V50H27ZM46 51V50H45ZM56 51V52H57ZM114 51H116V50H114ZM134 51V50H133ZM160 51V50H159ZM165 51V50H164ZM216 51V50H215ZM6 53H8V49H6V51H5ZM18 52H20V50L18 51ZM18 52H17V56H20V55H18ZM39 52V51H38ZM37 52V53H38ZM48 52V51H47ZM104 52V51H103ZM106 52V51H105ZM104 52V53H105ZM26 53V52H25ZM34 53V52H33ZM40 53H41V51H40ZM39 53V54H40ZM49 53V52H48ZM47 53V54H48ZM53 53H55V52H53ZM58 53V52H57ZM103 53V54H104ZM111 53V52H110ZM152 53V52H151ZM154 53V52H153ZM196 53V52H195ZM215 53H217V52H215ZM0 54H4V53H0ZM8 54H10V53H8ZM23 54V53H22ZM38 54V56H40ZM44 54V53H43ZM86 54H89L90 56H92L91 54H90V52L88 51V53H86ZM112 54V53H111ZM119 54V53H118ZM184 54V53H183ZM198 54H200V53H198ZM197 54V55H198ZM202 54V53H201ZM206 54H207V52H206ZM6 55V54H5ZM14 55V54H13ZM14 55V56H15ZM42 55V54H41ZM50 55V54H49ZM56 55V54H55ZM59 55V54H58ZM101 55V54H100ZM109 55V54H108ZM187 55V54H186ZM195 55V54H194ZM193 55V56H194ZM0 56H3V55H0ZM9 56V55H8ZM38 56H36V58L38 59ZM89 56V57H90ZM107 56V55H106ZM110 56V55H109ZM112 56V55H111ZM141 56H142V54H141ZM147 56H148V54H147ZM161 56V55H160ZM181 56H182V54H181ZM13 57V56H12ZM22 57V56H21ZM31 57V56H30ZM45 57V56H44ZM84 58V59H86L85 61H84V59H83V61L82 60H80V58ZM104 57H105V55H104ZM128 57V56H127ZM186 57V56H185ZM4 58V57H3ZM5 58H6V56H5ZM9 58L11 59V57L9 56ZM15 58L16 57H14V61H15ZM35 58V59H36ZM41 58V57H40ZM48 58H51V57H48ZM57 58V57H56ZM64 58H61V59H63L64 60ZM144 58V57H143ZM194 58H196V57H194ZM208 58V57H207ZM224 58V57H223ZM9 59V60H10ZM17 59V58H16ZM23 59V58H22ZM36 59V60H37ZM44 58L42 57V60H43ZM47 59V58H46ZM54 60H55V58H53ZM106 59V58H105ZM171 59V58H170ZM197 59V58H196ZM202 59H204L203 57H202ZM209 59H210V57H209ZM212 59V58H211ZM1 60V59H0ZM35 60V61H36ZM42 60H39V61H42ZM51 60L52 59H49V61L48 60H45L44 59V61L46 62V61H48V62H51ZM107 60V59H106ZM113 58H112V62H113ZM124 60V59H123ZM197 60H199V55H198V59ZM196 60V61H197ZM205 60V59H204ZM7 61V60H6ZM12 61H13V59H12ZM20 61V60H19ZM22 61H26V60H22ZM53 61V60H52ZM57 61H58V59H57ZM60 61V60H59ZM64 61V62H65ZM92 61H94L93 60V58H92V60H91V62ZM195 61V60H194ZM207 61V60H206ZM211 61V60H210ZM1 62V61H0ZM2 62H5V61H3L2 60ZM1 62V63H2ZM9 62V61H8ZM29 62V61H28ZM31 62V61H30ZM29 62V63H30ZM37 62V61H36ZM96 62V61H95ZM100 62V61H99ZM109 62V61H108ZM107 62V63H108ZM115 62V61H114ZM113 62V63H114ZM126 62V61H125ZM180 62H181V60H180ZM191 62H192V60H191ZM208 63H209V61H207ZM206 62V63H207ZM21 63V62H20ZM23 63V62H22ZM25 63V62H24ZM42 63V62H41ZM47 63V62H46ZM54 63H55V61H54ZM53 62H52V65L54 64ZM58 63H60V62H58ZM61 63H62V61H61ZM94 63V62H93ZM129 63H130V61H129ZM165 63V62H164ZM163 63V64H164ZM172 63V62H171ZM204 63V62H203ZM205 63V64H206ZM233 63L235 64V66L233 67ZM4 64V63H3ZM12 64V63H11ZM38 64V63H37ZM42 64H44V62L42 63ZM90 64H92V63H90ZM100 64V63H99ZM122 64V63H121ZM176 64V63H175ZM179 64V63H178ZM185 64V63H184ZM202 64V63H201ZM224 64V63H223ZM7 65V64H6ZM39 65V64H38ZM46 65V64H45ZM57 65H59L60 66V64H57ZM103 65V64H102ZM112 65V64H111ZM119 65V64H118ZM129 65V64H128ZM131 65H132V63H131ZM130 65V67H132ZM169 65H170V63H169ZM172 65V64H171ZM182 65V64H181ZM0 66H1V64H0ZM5 66V65H4ZM3 66V72H4V75L2 74V73H0L2 76H0V164H1V167H0V179H3L4 181H5V179L10 175V174H12V172L14 171L12 168H13V165H14V161H15V163L16 162H18L19 160L21 161V159H19L18 161H16V159L19 157V156H22V154H24V151H23V153H20V155L17 153V154H15V153H13L12 152V147L14 146L13 144L16 142H19L20 140H24L25 138H29L30 139V136H33V137H35V136H39L40 135V133H41V131L43 130L42 129V127L44 126L43 125V122H44V120L47 122V119L46 118H44L45 116H47L48 114L47 113H45V112H43V110H42V108H40V106H39V103L35 100V98H37L36 97V95H37V93L35 94L34 92H33V90L35 91V89H33V87L31 86V88L33 89H31V88H28L27 86H30V85H28L27 83H25L26 84V86L24 85V82H22V81H20V82H16V81H14L13 80V78L15 79V77L16 76H9V78H10V80L11 81H14V82H12L11 83V81L9 80V78H8V75H6V72H7V68L6 67H4ZM9 66V65H8ZM15 66V65H14ZM23 66H25V65H23ZM59 66H57V67H59ZM91 65H89V67H90ZM109 66V65H108ZM107 66V67H108ZM165 66V65H164ZM220 66H222L223 68H220ZM41 67H42V65H41ZM45 67V66H44ZM47 67H50V66H47ZM55 67H56V65H55ZM55 67H51L50 69H52V70H54V69H57V68H55ZM93 67V66H92ZM112 67V66H111ZM215 67V66H214ZM216 67H217V65H216ZM0 68V69H1ZM5 68H6V70H5ZM32 68V67H31ZM36 68V67H35ZM134 68V67H133ZM161 67H159V69H160ZM168 68V67H167ZM181 68H183L182 66H181ZM210 68V69H211ZM8 69H9V67H8ZM19 69V68H18ZM21 69V68H20ZM46 69V68H45ZM48 69V68H47ZM87 69V68H86ZM92 69V68H91ZM159 69H157V71L159 70ZM165 69V68H164ZM169 69V68H168ZM168 69H165V70H167V73H168V77H173L174 75H173V73H175V72H171L170 70H168ZM173 69H175V68H173ZM6 72H5V71ZM23 70H25V69H23ZM35 70V69H34ZM89 70V69H88ZM125 70H127V67H126V69ZM165 70H163V72L165 71ZM9 71L10 70H8V72L7 73H9ZM16 71V70H15ZM18 71V70H17ZM29 71V70H28ZM58 71H54V72H58ZM84 71V70H83ZM173 71V70H172ZM226 71H227V73H229L227 76H225L226 74H224V73H226ZM0 72H2V71H0ZM43 72H44V70H43ZM63 72V71H62ZM65 72V71H64ZM66 72H68L67 70H66ZM65 72V73H66ZM68 72V73H69ZM70 72V73H71ZM118 72V71H117ZM166 72V71H165ZM164 72V73H165ZM177 72H179L178 70H177ZM67 73V74H68ZM69 73V74H70ZM84 73V72H83ZM87 73V72H86ZM101 73V72H100ZM105 73H107V72H105ZM113 73H114V71H113ZM158 73V72H157ZM156 73V74H157ZM161 72L159 71V74H160ZM47 74V73H46ZM95 74V73H94ZM111 74V73H110ZM122 74V73H121ZM124 74V73H123ZM157 75V77L158 76H161V75ZM221 74H223V75H221ZM9 75H10V73H9ZM48 75H50L49 73H48ZM52 75V74H51ZM79 75V74H78ZM100 75V74H99ZM113 75V74H112ZM120 75V74H119ZM163 75V74H162ZM22 76V75H21ZM28 76V75H27ZM35 76V75H34ZM60 76V75H59ZM64 76V75H63ZM69 76V75H68ZM94 76H96L97 77V79H99L98 78V76L97 75H93V78H94ZM101 76H103V75H101ZM117 76H118V74H117ZM155 76V75H154ZM164 76H166L165 74H164ZM32 77V76H31ZM48 77V76H47ZM52 77V76H51ZM71 77H72V75H71ZM81 77H84V76H81ZM111 77V76H110ZM114 77V76H113ZM22 78V77H21ZM35 78V77H34ZM37 78V77H36ZM53 78V77H52ZM88 78V77H87ZM90 78H91V76H90ZM91 79V82H92V86H95V85H93V82L94 81H96L95 79ZM115 78V77H114ZM155 78H156V76H155ZM27 79V78H26ZM29 79V78H28ZM66 79V78H65ZM64 79V80H65ZM68 79V78H67ZM89 79V78H88ZM111 79H113V78H111ZM117 79V78H116ZM122 79V78H121ZM166 79V78H165ZM169 79V78H168ZM176 79V78H175ZM15 80H18V79H15ZM20 80V79H19ZM18 80V81H19ZM23 80V79H22ZM30 80V79H29ZM31 80H32V78H31ZM50 80V79H49ZM69 80V79H68ZM82 80H83V78H82ZM100 80V79H99ZM115 80V79H114ZM154 80V79H153ZM160 80H162V79H160ZM163 80H164V77H163ZM167 80V79H166ZM171 80V79H170ZM180 80V79H179ZM58 81V80H57ZM61 81V80H60ZM89 81V80H88ZM102 81V80H101ZM108 81H110V79L108 80ZM113 81V80H112ZM116 81V80H115ZM121 81V80H120ZM124 81H125V79H124ZM155 81H157V78H156V80ZM183 81V80H182ZM186 81V80H185ZM21 82L23 83V87L24 88H22L20 85H18V83H20L21 84ZM90 81L88 82V83H91ZM111 82V81H110ZM123 82V81H122ZM165 82V81H164ZM163 82V83H164ZM177 82V81H176ZM176 82L174 83V85L176 84ZM187 82H188V80H187ZM189 82V83H190ZM16 83H17V85H16ZM29 83V82H28ZM32 83H33V81H32ZM70 83V82H69ZM84 83V82H83ZM113 83V82H112ZM155 83V82H154ZM157 83V82H156ZM15 84V85H14ZM54 84V83H53ZM99 84V83H98ZM114 84V83H113ZM125 84V83H124ZM161 84H162V82H161ZM165 84V83H164ZM182 84V83H181ZM33 85V84H32ZM51 85V84H50ZM58 85V84H57ZM89 85H91V84H89ZM101 85H103V83H101ZM169 85V84H168ZM167 85V86H168ZM171 85V84H170ZM185 85V84H184ZM193 85H195V84H193ZM192 85V86H193ZM34 86V85H33ZM105 86H106V84H105ZM121 86H123V85H121ZM151 86H153V85H151ZM178 86H179V84H178ZM190 86V85H189ZM35 87V86H34ZM46 87V86H45ZM64 87V86H63ZM96 87V86H95ZM94 87V88H95ZM111 87H113V86H111ZM110 87V88H111ZM125 87V86H124ZM148 87V86H147ZM163 87V86H162ZM166 87V86H165ZM164 87V88H165ZM175 87V86H174ZM180 87V86H179ZM88 88V87H87ZM90 88H92L93 89V87H91L90 86ZM105 88V87H104ZM119 88H120V86H119ZM154 88V87H153ZM178 88V87H177ZM183 88V87H182ZM86 89V88H85ZM124 89V88H123ZM150 89L152 90V88L150 87ZM155 89V88H154ZM153 89V90H154ZM167 89V88H166ZM39 89H37V91H38ZM44 90V89H43ZM42 90V91H43ZM144 90H146V89H142V91H141V93L143 92L144 93ZM147 90H149V88L147 89ZM150 90V91H151ZM175 90V89H174ZM174 90H173V92H174ZM101 91H102V89H101ZM138 91V90H137ZM156 91V90H155ZM154 91V92H155ZM159 91H160V89H159ZM159 91H156V92H159ZM167 91H168V89H167ZM194 91V90H193ZM192 91V92H193ZM39 92V91H38ZM111 92V91H110ZM139 92V91H138ZM147 92V91H146ZM155 92V93H156ZM166 91H164V93H165ZM180 92V91H179ZM179 92H178V94H179ZM191 92V91H190ZM109 93V92H108ZM113 93V92H112ZM136 93V92H135ZM151 93V92H150ZM149 93V94H150ZM153 93V92H152ZM160 93V92H159ZM169 93H170V91H169ZM181 93V92H180ZM75 94V93H74ZM85 94V93H84ZM96 94V93H95ZM102 94V93H101ZM138 93H136V95H137ZM144 94H147V93H144ZM144 94L142 95V97L143 98H147V96H145L144 97ZM149 94H147V95H149ZM174 94H177V93H174ZM44 95V94H43ZM51 95V94H50ZM54 95V94H53ZM76 95V94H75ZM108 95V94H107ZM107 95H106V97H107ZM154 95H156V94H154L153 93V98L154 99H152V98H149L150 97V95H149V101H158L159 99H161V98H159V97H161V96H157L159 99L157 100V97L155 96L154 97ZM159 95H161V94H159ZM167 95V94H166ZM165 95V96H166ZM186 95V94H185ZM84 96V95H83ZM179 96V95H178ZM186 96H188V95H186ZM198 96V97H197ZM101 97V96H100ZM141 97V98H142ZM167 97V96H166ZM170 97V96H169ZM180 97V96H179ZM41 98V100H42V96L40 97ZM67 98H69V97H67ZM97 98H98V96H97ZM147 98V99H148ZM186 98V97H185ZM202 98L200 99V100H202ZM49 99V98H48ZM92 99V98H91ZM146 99V100H147ZM164 99V98H163ZM163 99H161V100H163ZM166 99V98H165ZM187 99V98H186ZM204 99H203V101H204ZM213 99V98H212ZM217 99V98H216ZM40 100V99H39ZM94 100V99H93ZM137 100H139V99H137ZM143 100V99H142ZM141 100V102H143ZM145 100V101H146ZM197 100V99H196ZM195 100V101H196ZM45 101V100H44ZM95 101H97L96 99H95ZM148 101V103H150ZM42 102V104H44L45 102H43V100L41 101ZM188 102V101H187ZM190 102V101H189ZM197 102V101H196ZM201 102V101H200ZM51 103V102H50ZM53 103V102H52ZM55 103V102H54ZM64 104H65V102H63ZM76 103V102H75ZM86 103V102H85ZM88 103V102H87ZM155 103V102H154ZM204 104H205V102H203ZM41 104V105H42ZM49 104V103H48ZM47 103L46 104H44L43 106L44 107H46L47 105H48ZM157 104V103H156ZM161 104V103H160ZM50 105V104H49ZM48 105V106H49ZM59 106H60V104H58ZM80 105H82V104H80ZM90 105V104H89ZM140 105V104H139ZM194 105V104H193ZM52 106L54 107L55 105H52L51 104V107H50V110L51 111H53V112H50V113H53V114H55L54 113V110H52ZM62 106V105H61ZM74 106V105H73ZM95 106H97V105H95ZM114 106V105H113ZM153 106V105H152ZM155 106V105H154ZM92 107V106H91ZM47 108V107H46ZM55 108H56V106H55ZM54 108V109H55ZM85 108V107H84ZM126 108V107H125ZM158 108V107H157ZM156 108V109H157ZM160 108V107H159ZM57 109V108H56ZM59 109H60V107H59ZM62 109V108H61ZM91 109V108H90ZM149 109V108H148ZM47 110H48V108H47ZM49 110V111H50ZM58 110V109H57ZM57 110H55V111H57ZM74 110V109H73ZM115 110V109H114ZM117 110H119V109H117ZM160 110V109H159ZM60 111V110H59ZM63 111V110H62ZM103 111V110H102ZM153 111V110H152ZM158 111V110H157ZM221 111V110H220ZM219 111V112H220ZM69 112V111H68ZM74 112V111H73ZM77 112V111H76ZM75 112V113H76ZM89 112V111H88ZM101 112V111H100ZM99 112V113H100ZM154 112V111H153ZM80 113V112H79ZM160 113V112H159ZM101 114V113H100ZM255 115L256 114V116H259L258 117V119H252V115ZM57 115H59V113H57ZM121 115V114H120ZM138 115H140V114H138ZM143 115V114H142ZM159 115V114H158ZM219 115V114H218ZM61 116H63V115H61ZM65 116V115H64ZM123 115H121V118H116L117 120H119V123L121 122V121H124V119L123 118H125V117H129V116H126V114H125V117H122ZM145 117L147 116V115H144ZM255 116V118H257ZM52 118V115L51 116H49V118ZM69 117V116H68ZM110 117V116H109ZM144 117V118H145ZM151 117V116H150ZM156 117H158L157 115H156ZM56 118V117H55ZM86 118V117H85ZM102 118V117H101ZM111 118V119H110ZM109 119L112 121V117H110ZM127 118H125L126 120H127ZM136 118V117H135ZM140 118V117H139ZM143 118V119H144ZM158 118H160V117H158ZM157 118V119H158ZM98 119V118H97ZM115 118L113 117V121L114 122H116L117 120H114ZM121 119H123V120H121ZM130 119H132V118H130L129 117V119L128 120H130ZM145 119H147V117L145 118ZM214 119V118H213ZM49 120H51V119H49ZM91 120V119H90ZM95 120H96V118H95ZM102 120V121H101ZM135 120V119H134ZM139 120H141V119H139ZM152 120V122L154 123V122H156V121H153V119H151ZM218 120H217V122H218ZM77 121V120H76ZM98 121V120H97ZM100 121L102 122V124L100 123ZM107 121H108V123H107ZM111 121H109L108 120V118H107V120L105 119V117H103L102 119H100L99 120V124L101 125V126H103V128H104V130L102 129V127H100L101 129L100 130H103V132H101L102 133V137H105L104 139V141L106 142L107 141V139H108V137H106V136H104V135H107V136H109V137H113V134H114V136H115V133H116V136H115V138L116 137H118V136H121L122 134L120 133V135H117L118 133H119V129L117 128L118 126H120L121 127V125H119V124H117V122L116 123H114L113 121L111 122ZM131 121L132 120H130V121H124V122H129V125H130V123H131ZM158 121L160 122L161 120L160 119H158ZM86 122V121H85ZM123 122V123H124ZM143 122V121H142ZM151 122V123H152ZM168 122V121H167ZM216 122V121H215ZM147 123V122H146ZM152 123V124H153ZM68 124V123H67ZM104 124V125H103ZM187 124V123H186ZM217 124V123H216ZM43 125V126H42ZM69 125V124H68ZM100 125H98V127L100 126ZM118 125V126H117ZM123 125H125V124H123ZM126 125L128 126V124L126 123ZM133 125H136V124H133ZM147 125L148 124H146V125H144V126H146L145 128H147ZM154 125H155V123H154ZM153 125V126H154ZM161 125V124H160ZM160 125H158V126H160ZM172 125V124H171ZM178 125V124H177ZM74 126V125H73ZM92 126H94V124H92ZM105 126H106V128H105ZM137 126V125H136ZM156 126V125H155ZM154 126V127H155ZM203 126V125H202ZM206 126V125H205ZM216 126H218V125H216ZM259 126H261V125H259ZM263 126V125H262ZM69 127V126H68ZM75 127H77V126H75ZM107 127L109 128L108 130H107ZM119 127V128H120ZM138 127V126H137ZM140 127V126H139ZM143 127V126H142ZM197 127V126H196ZM195 127V128H196ZM264 127V126H263ZM62 128H63V126H62ZM123 128V127H122ZM132 128H133V126H132ZM131 128V129H132ZM144 128V127H143ZM143 129V130H146L147 131V129ZM153 128V127H152ZM188 128V127H187ZM42 129V130H41ZM67 129H69V128H67ZM84 129V128H83ZM94 129H96V127L94 128ZM117 129V132H115L114 133V131ZM128 129V128H127ZM126 129V126H125V128L124 129H122V130H125L126 131V133H127V135H128V131H129V129L127 130ZM150 129V128H149ZM160 129V128H159ZM174 129V128H173ZM202 129V128H201ZM207 129V128H206ZM221 128L219 127V130H220ZM253 129V130H252ZM53 130V129H52ZM56 130V129H55ZM58 130H59V128H58ZM65 130H66V128H65ZM87 130H88V128H87ZM93 130V129H92ZM107 130V131H106ZM111 130V131H110ZM140 130H142V128L141 129H137V132L138 131H140ZM150 130H154V129H150ZM169 130V129H168ZM172 130V129H171ZM181 130V129H180ZM77 131V130H76ZM120 131H121V129H120ZM135 131V130H134ZM149 131V130H148ZM159 131V130H158ZM217 131H218V129H217ZM259 131V132H260ZM55 132V131H54ZM56 132L58 133V131L56 130ZM61 132V131H60ZM70 132V131H69ZM95 132H96V130H95ZM152 131H150L147 135H149L150 133H151ZM160 132V131H159ZM189 132V131H188ZM229 132H230V130H229ZM236 132V133H237ZM91 133V132H90ZM93 134H94V131L92 132ZM90 134L89 136H93V134ZM133 133H136V131L135 132H133ZM139 133H141V132H139ZM139 133H136V135L138 134L139 135ZM207 133V132H206ZM205 133V134H206ZM233 135H234V133L233 132H231ZM52 134H54L53 132H52ZM177 135H179L178 133H176ZM204 134V135H205ZM217 134V133H216ZM221 134L222 135H224V132H221ZM41 135H42V133H41ZM55 135H57V134H55ZM61 135V134H60ZM99 135V134H98ZM112 135V136H111ZM127 135H125V137H127V140H128V138L131 136L132 138H134L133 136L135 135V134H130L129 136H127ZM135 135V136H136ZM146 135V136H147ZM169 135V134H168ZM199 135V134H198ZM203 135V133H202V135H201V137H198L199 139H196V140H194L193 138H191V142H193L195 145H200V147L201 146H208V148H207V146H206V150H208L207 151V153L208 154H206L207 155V159L209 160V166L208 167H206L205 166V169H201L200 167H199V169L197 168V169H195L196 167H194V169H192L191 170V166H190V171H189V174H188V172H187V170L185 171V172H183L181 175H179L180 177H179V180H180V182H182L183 183V181H186V178H187V181H188V178H191V179H193V181L195 180V179H198V180H200L201 179V177L203 178V176H206L207 174H208V177L210 176V175H216L215 176V178H217L218 179V181L220 182H217V180L216 179H214L213 178V176H211L214 180H216V182L217 183H219V185H223V187L224 186H226V187H234L235 188V186H236V184H239L240 183V181L241 180H246V182H247V180L249 181V179H250V177H252L253 175H256V176H261L262 175V172L264 171V139L263 140H261V142L260 141H258V139H257V141L256 140H254V139H248V138H245V139H238L237 141H235L234 140V142H232L231 144L229 143V137L230 136H228V134L226 135V136H222V138L223 139H220V141H218V142H216L215 144L213 143L212 144V142L210 141V138L208 137V136H210V134H207V136L205 135L204 136ZM241 135V136H242ZM256 135H254V136H256ZM53 136V135H52ZM58 136V135H57ZM63 136V135H62ZM67 136V135H66ZM89 136H87V137H89ZM142 136V135H141ZM173 135H171V137H172ZM176 136V135H175ZM239 136V135H238ZM242 136V137H243ZM54 137L55 136H53V139H54ZM60 137V136H59ZM101 137V138H102ZM174 137V136H173ZM180 137V136H179ZM221 137V136H220ZM232 137H234V136H232ZM78 138V137H77ZM86 138V137H85ZM96 138V137H95ZM94 138V139H95ZM100 138V137H99ZM107 138V139H106ZM114 138V140H116L115 142H117V139H115ZM140 138V137H139ZM188 138V136H186V139ZM261 138H263V135H261ZM32 139H34V138H31V141H32ZM61 139H62V137H61ZM87 140L86 141H88V140H90V138L88 139V138H86ZM103 139V138H102ZM172 139V138H171ZM177 139H178V137H177ZM183 139V141H184V139L185 138H182ZM214 139V138H213ZM219 138H217V140H218ZM232 139V138H231ZM256 139V138H255ZM92 140V139H91ZM109 140H111V138L109 139ZM108 140V141H109ZM114 140H112V141H114ZM130 141H131V139H129ZM136 140V139H135ZM135 140L133 141V142H135ZM140 140V139H139ZM167 140V139H166ZM178 140H180V138L178 139ZM177 140V141H178ZM25 141V140H24ZM100 141V140H99ZM104 141H101V142H104ZM118 141H119V137H118ZM125 141H126V139H125ZM129 141V142H130ZM171 141H173V139L171 140ZM175 141V140H174ZM173 141V142H174ZM188 141V140H187ZM35 142H36V140H35ZM95 142H97V140L95 141ZM100 142V143H101ZM136 142H137V140H136ZM173 142H172V144H173ZM180 142V141H179ZM214 142V141H213ZM22 144H23V142H21ZM85 143V142H84ZM93 143V142H92ZM98 143V142H97ZM96 143V144H97ZM99 143V144H100ZM119 143V142H118ZM117 143V145L119 146V144ZM122 143V142H121ZM124 143V142H123ZM127 143V142H126ZM131 143H132V141H131ZM167 143H170V142H168V140H167ZM175 143V142H174ZM178 143V142H177ZM177 143H176V145H177ZM181 143V142H180ZM184 143V142H183ZM26 144V143H25ZM96 144H93V146H94V148H95V145ZM112 144H113V142H112ZM111 144V145H112ZM115 144V143H114ZM171 144V143H170ZM171 144V145H172ZM192 144V143H191ZM194 144L192 145V149H193V146H194ZM21 145V144H20ZM19 145V146H20ZM80 145V144H79ZM78 145V146H79ZM187 145V144H186ZM97 146V145H96ZM116 146V145H115ZM117 146V147H118ZM191 146V145H190ZM38 147V146H37ZM37 147H35V148H37ZM114 147V146H113ZM117 147H115V148H117ZM189 147V146H188ZM199 147V146H198ZM39 148V147H38ZM37 148V149H38ZM97 148V147H96ZM110 148V147H109ZM112 148V147H111ZM202 148V147H201ZM204 148V147H203ZM202 148V149H203ZM212 148H214L215 150H217V149H219L220 151H222L221 153H218V151H217V153L218 154H216V153H214L212 150ZM92 149H93V147H92ZM114 149V148H113ZM195 149H196V146H195ZM210 149V150H209ZM212 149V150H211ZM35 150V149H34ZM39 150V149H38ZM44 150V149H43ZM123 150V149H122ZM194 150V149H193ZM193 150H192V152H193ZM205 150V149H204ZM214 150V151H215ZM41 151V150H40ZM39 151V152H40ZM102 151V150H101ZM113 151V150H112ZM35 152H37L36 150H35ZM44 151H42V153H43ZM85 152V151H84ZM174 152H175V150H174ZM41 153V154H42ZM47 153V152H46ZM109 153V152H108ZM31 154H33V153H31ZM35 154V153H34ZM38 154V153H37ZM44 154V153H43ZM63 154V153H62ZM36 155V154H35ZM66 155V154H65ZM89 155V154H88ZM110 155V154H109ZM121 155V154H120ZM190 155H191V153H190ZM27 156H28V153H27ZM30 156H32V155H30ZM72 156V155H71ZM193 156V155H192ZM26 157V156H25ZM25 157H23V158H25ZM33 157V156H32ZM32 157H31V159H32ZM40 157V156H39ZM115 157V156H114ZM186 157H187V155H186ZM19 158H21V157H19ZM34 158H36V157H33V160H34ZM42 158V157H41ZM56 158H57V156H56ZM59 158V157H58ZM29 158H27V160H28ZM62 159V158H61ZM112 159V158H111ZM186 159V158H185ZM30 160V159H29ZM60 160V159H59ZM19 161V162H20ZM52 161V160H51ZM175 161V160H174ZM27 162H29V161H27ZM63 162V161H62ZM66 162V161H65ZM64 162V163H65ZM208 162V161H207ZM23 163V162H22ZM22 163H19V164H22ZM43 163V162H42ZM17 164V163H16ZM208 164V163H207ZM39 165V164H38ZM174 165V164H173ZM43 166V165H42ZM169 166V165H168ZM168 166H166V167H168ZM187 166V165H186ZM185 166V167H186ZM172 167V166H171ZM170 167V168H171ZM192 167V168H193ZM20 168V167H19ZM24 168V167H23ZM22 168V169H23ZM39 168H40V166H39ZM169 168V169H170ZM176 168V167H175ZM187 168H189V167H187ZM25 169V168H24ZM163 169V168H162ZM161 169V170H162ZM183 169V168H182ZM13 170V171H12ZM17 170V169H16ZM20 170V169H19ZM176 170V169H175ZM25 171V170H24ZM18 172V171H17ZM181 172H182V170H181ZM181 172H179L178 174H180ZM41 173V172H40ZM52 173V172H51ZM264 173V172H263ZM250 175V176H249ZM252 175V176H251ZM58 176H60V175H58ZM176 176V175H175ZM63 177H66V176H63ZM8 178H10V177H8ZM7 178V179H8ZM59 178V177H58ZM173 178L175 179V178H178V176H176V177H174L173 176ZM253 178H255V177H253ZM260 178H262V177H260ZM259 178V179H260ZM263 178H264V176H263ZM56 179V178H55ZM64 179V178H63ZM173 179V180H174ZM204 179H206V177H204ZM259 179H257V178H255L254 180H256L257 181V183L256 184H258V182L261 180H259ZM12 180V179H11ZM178 180V179H177ZM176 180V181H177ZM254 180H250V183L253 181L254 182ZM1 181V180H0ZM6 181H8V180H6ZM59 181V180H58ZM64 181V180H63ZM201 181H203V179H201ZM255 181V182H256ZM261 181H264V179L263 180H261ZM191 182V181H190ZM195 183H197L196 181H194ZM215 182V181H214ZM245 182V181H244ZM60 183V182H59ZM64 183V182H63ZM189 183V182H188ZM216 183V184H217ZM243 183V182H242ZM248 183V182H247ZM247 183H245V185L247 184ZM261 183V182H260ZM263 183V182H262ZM57 184V183H56ZM62 184V183H61ZM187 184V183H186ZM199 184V183H198ZM214 184V183H213ZM184 185V184H183ZM182 185V186H183ZM187 185H189V184H187ZM244 184H242V186H243ZM250 185H252V183L251 184H249V186ZM54 186V185H53ZM63 186V185H62ZM185 186V185H184ZM247 186H248V184H247ZM82 187V186H81ZM226 187H224V188H226ZM264 187V186H263ZM262 186L261 187H258V185H256L255 186V184L254 185H252V186H250L249 187V190H251V191H253V193L254 192H256L257 193V195L259 194V195H261L262 194V192H264V188H263ZM5 188V187H4ZM51 188V187H50ZM76 188V187H75ZM237 188V187H236ZM242 188H244V186L242 187ZM82 189V188H81ZM80 189V190H81ZM227 189V188H226ZM230 189V188H229ZM229 189H227V190H229ZM245 189H246V187H245ZM192 190V189H191ZM232 190H233V188H232ZM76 191V190H75ZM234 191H237V190H234ZM244 191V190H243ZM246 191V190H245ZM244 191V192H245ZM73 192V191H72ZM78 192H79V190H78ZM243 192V193H244ZM247 193H248V191H246ZM245 192V193H246ZM229 193H231V192H229ZM232 193H234L233 191H232ZM249 193H251V192H249ZM194 194V193H193ZM81 195V194H80ZM84 195V194H83ZM173 195V194H172ZM195 195V194H194ZM174 196V195H173ZM209 196V195H208ZM234 197H235V195H233ZM228 197V196H227ZM232 197V196H231ZM245 197V196H244ZM186 197H184V200H182L181 199V197H180V199L181 200H175V201H173V199H178V198H173L172 200H171V198L169 199V202H167V204H168V206H166L165 207V210H168L169 209V205H171L170 203L171 202H173L172 204H179V203H183V204H185V203H189L192 207H194L195 206V201H193V200H190L188 197V199H185ZM205 198L207 199V197L205 196ZM248 198V197H247ZM250 198V197H249ZM5 199V198H4ZM205 199V200H206ZM234 199H236V198H234ZM238 199H239V197H238ZM1 200H3V199H1ZM7 200V199H6ZM5 200V201H6ZM168 200V199H167ZM170 200H171V202H170ZM209 200V199H208ZM218 200V199H217ZM223 200V199H222ZM232 200V199H231ZM243 200V199H242ZM248 200V199H247ZM8 201V200H7ZM162 201V200H161ZM233 201H235V200H233ZM244 201V200H243ZM13 202V201H12ZM164 202H165V200H164ZM224 202H225V200H224ZM224 202H222V201H217V203H219V209H220V207H221V209H223L224 207H226V205H225V203ZM232 202V201H231ZM238 202V201H237ZM237 202H235V203H237ZM247 202V201H246ZM3 203H4V201H3ZM6 203V202H5ZM163 203V202H162ZM242 203H244V202H242ZM249 203V202H248ZM264 203V202H263ZM17 204V203H16ZM250 205H251V203H249ZM194 205V206H193ZM249 205V206H250ZM253 205V204H252ZM172 206H175V205H172ZM190 206V207H191ZM197 206V205H196ZM242 206V205H241ZM255 206V205H254ZM18 207V206H17ZM22 207V206H21ZM57 207V206H56ZM179 207V206H178ZM177 207V208H178ZM191 207V208H192ZM199 207V206H198ZM233 207V206H232ZM231 207V208H232ZM257 207V206H256ZM259 207V206H258ZM37 208V207H36ZM41 208V207H40ZM173 208H175V207H173ZM190 208V209H191ZM242 208V207H241ZM244 208H247V207H244ZM248 208H250V207H248ZM261 208H263V207H261ZM261 208H258V209H261ZM21 209V208H20ZM20 209L18 208V210L17 209H15V208H13V207H9V205H6V204H2L1 202H0V223H1V219H2V221H3V219H5L6 218V220H4V222L3 223H5L6 221H9L10 220V218H12V220L13 219H15L16 218V216H18V214H20L21 212H20ZM161 209V208H160ZM201 209H202V207H201ZM225 209V208H224ZM224 209L222 210L223 211V213H224ZM227 209V208H226ZM233 209H234V207H233ZM171 210V208L169 209V211ZM177 210H180V209H177ZM193 210V209H192ZM196 210H197V208H196ZM199 210V209H198ZM228 210V209H227ZM236 210V209H235ZM243 210H245V209H243ZM257 210V209H256ZM263 210V209H262ZM27 211V210H26ZM53 211V210H52ZM168 211V212H169ZM173 211V210H172ZM219 211V210H218ZM246 211H247V209H246ZM250 211V209L247 211V212H249ZM145 212V211H144ZM157 212H160V213H162L161 211H157ZM175 212H177V211H175ZM174 211L172 212V213H175ZM180 212V211H179ZM220 212V211H219ZM228 212V211H227ZM242 212H244V211H242ZM251 212H252V210H251ZM257 212V211H256ZM151 213H153V212H151ZM169 213H171V212H169ZM246 213V212H245ZM164 214V216H165V213H163ZM167 214V213H166ZM176 214H178V213H176ZM221 213H219V215H220ZM228 214V213H227ZM263 214V213H262ZM21 215V214H20ZM27 215V214H26ZM160 215V214H159ZM223 215V214H222ZM225 215V214H224ZM246 215H248V217L250 218L249 220H250V222H251V218L253 217V213H251L250 214V212L248 213V214H244V217L246 216ZM249 215H252L251 217L249 216ZM258 215V214H257ZM15 218H14V217ZM156 216V215H155ZM163 216V217H164ZM264 216V215H263ZM7 217H9L8 219H7ZM19 217V216H18ZM41 217V216H40ZM158 217V216H157ZM162 217V218H163ZM171 217V216H170ZM241 217V215L238 217L237 216V218H240ZM244 217L242 218H240V219H242V220H244ZM258 217V216H257ZM20 218V217H19ZM18 218V219H19ZM28 218H29V216H28ZM147 218V217H146ZM159 218H160V216H159ZM17 219V218H16ZM165 219V218H164ZM230 219V218H229ZM245 219H248V218H246L245 217ZM262 219V218H261ZM67 220H68V218H67ZM163 220V219H162ZM232 219H230V221H231ZM15 221V220H14ZM16 221H18V220H16ZM33 221V220H32ZM49 222H50V220H48ZM137 221V220H136ZM230 221H228V223H234V222H236V221H232V222H230ZM237 221H239L238 219H237ZM241 221V220H240ZM12 223H13V221H11ZM11 222H9V223H11ZM143 222V221H142ZM226 222V221H225ZM248 221L246 220L245 221V223L246 224H248L247 223ZM8 223V222H7ZM15 223H17V222H15ZM52 223V222H51ZM67 223H68V221H67ZM158 223V222H157ZM239 225H240V223L239 222H237ZM244 223V224H245ZM47 224V223H46ZM65 224V223H64ZM145 224V223H144ZM226 224H227V222H226ZM245 224V225H246ZM3 225V224H2ZM9 225V224H8ZM68 225V224H67ZM141 225H142V223H141ZM181 225H182V223H181ZM221 225V224H220ZM230 225V224H229ZM228 225V226H229ZM234 225H235V223H234ZM241 225H242V223H241ZM0 226H1V224H0ZM10 226V225H9ZM16 226V225H15ZM46 226V225H45ZM59 226H61V225H59ZM63 226V225H62ZM179 226H180V224H179ZM236 226H238V225H235V227ZM249 226V225H248ZM248 226H244V227H248ZM260 226V225H259ZM13 227V226H12ZM25 227V226H24ZM31 227V226H30ZM44 227V226H43ZM222 227V226H221ZM224 227H226V226H224ZM231 227V226H230ZM230 227H228V229L230 228ZM5 228V227H4ZM3 228V229H4ZM17 228V227H16ZM42 228V227H41ZM45 228H47V227H45ZM44 228V229H45ZM53 228V227H52ZM175 228V227H174ZM179 230H180V228L179 227H177ZM216 228H218V227H216ZM231 228H233V227H231ZM238 228V227H237ZM240 228V227H239ZM253 228V227H252ZM1 229L0 228V240H2V241H5V239H7L9 236H7L8 234V232L4 229ZM23 229V228H22ZM27 229V228H26ZM34 229V228H33ZM225 229V228H224ZM243 229V228H242ZM247 229V228H246ZM31 230V229H30ZM39 230V229H38ZM43 230V229H42ZM55 230H56V228H55ZM58 230V229H57ZM172 230H173V227H172ZM174 230H176L177 231V229L175 228ZM174 230H173V232H174ZM181 230H183V229H181ZM187 230V229H186ZM205 230V229H204ZM204 230L202 231V233L204 232ZM219 233L220 232H223L222 230H220V227H219ZM218 230H216L215 232L213 231V228L212 229H209V232H207V233H215L214 235L212 234V235H210V236H215L216 237V235H218L219 233H218ZM230 230V229H229ZM234 230V229H233ZM236 230V229H235ZM41 231V230H40ZM206 231V230H205ZM208 231V230H207ZM239 231V230H238ZM254 231V230H253ZM6 232V233H5ZM35 232V231H34ZM38 232V231H37ZM36 232V233H37ZM68 232V231H67ZM83 232H84V230H83ZM158 232V231H157ZM162 232H164L163 230H162ZM227 232H228V230H227ZM243 232V231H242ZM255 232V231H254ZM40 233V232H39ZM45 233H47V232H45ZM178 233H180L179 231H178ZM195 233V232H194ZM198 233V232H197ZM197 233L195 234V236L197 235ZM216 233H218V234H216ZM230 233H233V232H230ZM239 233V232H238ZM253 233V232H252ZM7 234V235H6ZM68 234V233H67ZM66 234V235H67ZM205 234V233H204ZM223 234V233H222ZM245 234V233H244ZM257 234V233H256ZM15 235V234H14ZM47 235V234H46ZM155 235V234H154ZM157 235V234H156ZM174 235V234H173ZM176 235H178V234H176ZM189 235V234H188ZM190 235H193V234H190ZM209 235V234H208ZM238 235V234H237ZM240 235V234H239ZM21 236V235H20ZM194 236V235H193ZM194 236V239H193V243H192V245L194 244L195 245V243H201V242H199L200 241V238H202V237H205V235L203 236L201 233L198 235V236H196L195 237ZM201 236V237H200ZM221 235L219 234V236H217V237H220ZM224 236V235H223ZM190 237V236H189ZM197 237H199V238H197ZM222 237V236H221ZM230 237H231V234H230ZM245 237V236H244ZM11 238V237H10ZM25 238V237H24ZM24 238H22V239H24ZM30 238V237H29ZM37 238H38V236H37ZM83 238H85V237H83ZM193 237L191 236V238L190 239H192ZM208 238V237H207ZM207 238H203V240L204 239H207ZM68 239V238H67ZM199 239V241L197 242V240ZM209 239V238H208ZM210 239H211V237H210ZM217 239V238H216ZM237 239V238H236ZM239 239H240V237H239ZM26 240V239H25ZM85 240V239H84ZM182 240V239H181ZM180 240V241H181ZM202 240V239H201ZM220 240V239H219ZM218 240V241H219ZM31 241V240H30ZM69 241V240H68ZM185 241V240H184ZM211 241H213V237H212V239H211ZM216 241V240H215ZM223 240H221V242H222ZM227 241H229V240H227ZM243 241V240H242ZM257 241V240H256ZM24 242V241H23ZM33 242V241H32ZM183 242V241H182ZM232 242V241H231ZM25 243V242H24ZM62 243V242H61ZM77 243V242H76ZM202 243H204V242H202ZM210 243V242H209ZM212 243V242H211ZM213 243H214V241H213ZM212 243V244H213ZM216 243V242H215ZM214 243V244H215ZM223 243V242H222ZM222 243H220V246H221V244ZM32 244V243H31ZM180 244V243H179ZM188 244V243H187ZM186 244V245H187ZM205 244V243H204ZM229 244V243H228ZM231 244V243H230ZM228 245L227 246V243L225 244V246H227L228 248H230L233 244H231V245ZM178 245V244H177ZM210 245V244H209ZM216 245V244H215ZM217 245H218V242H217ZM223 245V244H222ZM260 245V244H259ZM262 245V244H261ZM201 246V245H200ZM200 246L198 247V245H197V249L199 248L200 249ZM205 246V245H204ZM210 246H212V245H210ZM214 246V245H213ZM8 247H10V246H8ZM27 247V246H26ZM66 247V246H65ZM68 247V246H67ZM84 247V246H83ZM176 247V246H175ZM180 247V246H179ZM206 247V246H205ZM218 247V246H217ZM222 247V246H221ZM220 247V248H221ZM224 247V246H223ZM222 247V248H223ZM239 247V246H238ZM261 247H263V246H261ZM261 247L260 248H258V249H260L261 250ZM12 248V247H11ZM35 248V247H34ZM63 248V247H62ZM178 248V247H177ZM176 248V249H177ZM214 248V247H213ZM219 248V247H218ZM218 249L219 251H221L222 250V252H223V250L224 249ZM235 248H236V246H235ZM235 248H233L232 247V250H230V251H234L233 249H235ZM64 249V248H63ZM216 249V248H215ZM231 249V248H230ZM26 250V249H25ZM33 250H35V249H33ZM67 250V249H66ZM193 250V249H192ZM228 250V249H227ZM237 251H235V252H237L238 253V250H239V252L240 253H242L241 251H240V248L238 249H236ZM259 250V251H260ZM264 250V249H263ZM262 250V251H263ZM21 251V250H20ZM64 251V250H63ZM62 251V252H63ZM215 251V250H214ZM251 251V250H250ZM257 251V250H256ZM3 252V251H2ZM1 252V253H2ZM12 252V251H11ZM15 252V251H14ZM13 252V253H14ZM34 252V251H33ZM66 252V251H65ZM195 252H197V251H195ZM226 252V251H225ZM234 252V253H235ZM188 253V252H187ZM186 253V254H187ZM199 253H201V252H199ZM216 253V252H215ZM221 252H219V255L217 256V257H215L213 260H212V258L214 257V256H216V255H214V254H212V255H214V256H212V258H211V260H208V261H205L206 259H204V258H206L205 256H204V261H199V259L198 258H196L195 260L193 259V258H195V257H193L194 255H195V253H194V255L192 256L193 258L191 259V258H188V257H190V255L187 257V255H186V257L188 258L186 261H184L182 258H181V256H180V258L183 260V262H182V260H179V257H178V260L177 259H175L174 258V260H176L177 262H174L173 260H169L168 259V257H167V259L168 260H166L165 259V261H168V262H171V263H169V264H264V251L263 252H259V254L257 253V254H254V255H252V257H250L249 259H247L248 258V256H247V258H245V259H247V260H245V261H243V262H239V263H237L236 261H235V259L236 258H234V260H233V257H234V255L235 254H237V253H235L234 255L232 254V252L230 253L229 252V250H228V253L226 252V254H220ZM17 254V253H16ZM70 254V253H69ZM207 254V253H206ZM239 254V253H238ZM2 255V254H1ZM3 255H4V253H3ZM2 255V256H3ZM197 255L199 256V254L197 253ZM209 255V254H208ZM207 255V256H208ZM232 255H233V257H232ZM145 256V255H144ZM167 256H169V255H167ZM184 256V255H183ZM196 256V255H195ZM211 256H209V257H211ZM4 257V256H3ZM3 257L1 258V260L3 259ZM6 257V256H5ZM239 257V256H238ZM156 258V257H155ZM142 259H143V257H142ZM145 259V260H144ZM143 260L144 261H146V259H147V256H146V258H144ZM152 258H150V260H151ZM154 259V258H153ZM238 259V258H237ZM240 259V258H239ZM238 259V260H239ZM134 260V259H133ZM155 260V259H154ZM154 260H151V261H154ZM161 260H162V257H160L158 260H157V264H159V262L158 261H160V263H162L161 262ZM198 260V261H197ZM200 260H202L201 258H200ZM241 260V259H240ZM243 260V259H242ZM113 261H115V260H113ZM135 261H137V260H135ZM143 261V263L144 264H146L147 262H148V264H150L149 263V260L148 261H146V262H144ZM163 261V260H162ZM165 261H163V262H165ZM174 263H173V262ZM180 261V262H179ZM111 262V264H115L116 263V261H115V263L114 262H112V261H110ZM118 262V261H117ZM168 262L166 263V264H168ZM85 263V262H84ZM91 263V262H90ZM89 263V264H90ZM99 263V261L96 263V264H98ZM134 263V262H133ZM137 263H138V261H137ZM136 263V264H137ZM153 263V262H152ZM154 263H155V261H154ZM32 264V263H31ZM45 264V263H44ZM85 264H87V263H85ZM92 264H95V262H93Z\"/></svg>",
    "mask_w": 264,
    "mask_h": 264
}]
</instances>
